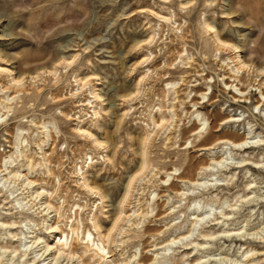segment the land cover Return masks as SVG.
Here are the masks:
<instances>
[{
	"label": "rangeland",
	"instance_id": "rangeland-1",
	"mask_svg": "<svg viewBox=\"0 0 264 264\" xmlns=\"http://www.w3.org/2000/svg\"><path fill=\"white\" fill-rule=\"evenodd\" d=\"M261 93L264 0H0V264H264Z\"/></svg>",
	"mask_w": 264,
	"mask_h": 264
},
{
	"label": "bare ground",
	"instance_id": "bare-ground-1",
	"mask_svg": "<svg viewBox=\"0 0 264 264\" xmlns=\"http://www.w3.org/2000/svg\"><path fill=\"white\" fill-rule=\"evenodd\" d=\"M206 26H208L207 23H206ZM261 94H262V96H264L263 93H261ZM161 121L162 122L164 121V117L161 118ZM155 123L158 126V121H154V124ZM201 130H202V128L198 129V131H195V132L199 134V133H201ZM143 143L144 144L142 145V148H141L142 149V153H141V156H142L141 166L139 167L140 168V172L143 170V168L147 164L146 163L147 162V157H146V150H145V142H143ZM229 143L231 145H233V147H236V146L237 147H239V146L241 147V146H243L244 144L247 143V139H244L243 141L238 142V143L231 142V141ZM226 161H227V158H223L220 161H216V164L222 166V165H225V162ZM229 163H231V162H229ZM229 163H226V166H228ZM131 182L132 181H130L128 184H130ZM126 196H127V192H126ZM49 208H50V206H47V209H49ZM118 219L119 218H117L116 221H114L113 226L110 229V231H109V233H108V235L106 237V240H108V238H110V234H111L110 232H111V230L113 231V228H115ZM48 229L50 230V233H56V232L59 231L58 226H51L50 225L48 227ZM66 237H67V235H66ZM66 237H63V239H62L61 236H60L57 239L58 241L55 242L54 244H51V243L45 241L44 245L41 248L42 249V252H41V249H40V252L37 255H39V256H45V258L43 260L49 259V261L47 263H50V262L53 263L54 261H57L61 257H66L67 259L70 260L71 258H73L74 256H76L77 254H76V252L74 250L73 245L71 244V241L68 242V239ZM84 240H85V242H84L85 243V247L88 248V250H92V255L94 254L93 256H98V258L101 259L103 262L106 261V259H107L106 256H111V255L108 254V253H110L109 249L103 244L104 241L101 240L100 241V244H98V242H95L94 238L93 239L91 238V233L90 232H87V236H86V238H84ZM40 241H41V238L37 237L34 241H31V243L34 244V243H38ZM173 241L174 240H172V242ZM251 251H252V249H251ZM23 253L25 254L26 253V250ZM248 261H251V259L248 260ZM248 261H246V262L248 263ZM79 264H83V262L81 261ZM104 264H116V263L114 262V260H111L110 262L104 263Z\"/></svg>",
	"mask_w": 264,
	"mask_h": 264
}]
</instances>
